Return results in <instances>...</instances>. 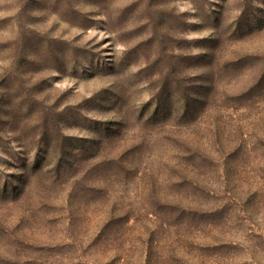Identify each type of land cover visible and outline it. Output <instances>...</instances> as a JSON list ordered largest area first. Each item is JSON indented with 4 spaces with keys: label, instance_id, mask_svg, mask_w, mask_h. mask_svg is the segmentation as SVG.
<instances>
[{
    "label": "rangeland",
    "instance_id": "1",
    "mask_svg": "<svg viewBox=\"0 0 264 264\" xmlns=\"http://www.w3.org/2000/svg\"><path fill=\"white\" fill-rule=\"evenodd\" d=\"M194 210L264 264V0H0V264L162 256Z\"/></svg>",
    "mask_w": 264,
    "mask_h": 264
},
{
    "label": "trees",
    "instance_id": "2",
    "mask_svg": "<svg viewBox=\"0 0 264 264\" xmlns=\"http://www.w3.org/2000/svg\"><path fill=\"white\" fill-rule=\"evenodd\" d=\"M201 191V193L196 192L197 197H203L204 194L207 196L214 194L213 191L208 193L204 192L203 190ZM194 212H197L200 215H198L199 219L194 217V213H192L191 217L188 216L190 218H181V221H187L185 222L187 229L185 230L184 225L178 226L179 230L176 234L177 237H175L176 240L174 239V242L170 244V251L168 254H164L162 256L157 254L156 256H146V258L143 256H138V259H135L134 257L126 254V243L123 241L119 242V246L114 249L113 255L106 258V260L91 258L94 261L92 262L87 258L83 259L79 257L80 260L77 259L76 262L74 257L73 264H153L152 259H156L154 264H161L164 259H166L165 261H167V264H196V259L202 260L203 255L206 257L216 255V258H214L213 262L223 260L225 264H234L233 259L229 261V257L227 258L224 256V254H226V252L236 250L237 244L232 240H224V226L220 223H214V221L210 220L212 216L210 211L204 210L203 215L200 213L201 211L199 212L198 210H194ZM193 222H201L202 224L194 226L193 224L195 223ZM141 245L143 249H147L149 252L153 251L152 249H154V246L151 243L145 246V243L143 242L138 244V247H141ZM185 245L187 246L185 247ZM224 257L226 259H224ZM70 258L71 257H68L66 259ZM40 259L43 260L42 263L46 264L52 261V264L58 263L54 260H50L48 257L38 258L36 259V262L40 261ZM200 263L202 264V261ZM33 264L36 263L34 262Z\"/></svg>",
    "mask_w": 264,
    "mask_h": 264
}]
</instances>
